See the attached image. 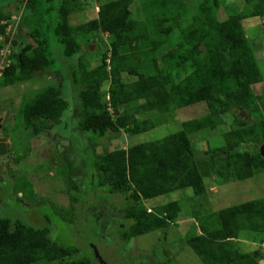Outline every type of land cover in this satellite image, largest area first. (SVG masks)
Instances as JSON below:
<instances>
[{
    "label": "trees",
    "instance_id": "16d2710c",
    "mask_svg": "<svg viewBox=\"0 0 264 264\" xmlns=\"http://www.w3.org/2000/svg\"><path fill=\"white\" fill-rule=\"evenodd\" d=\"M224 1L192 2L191 8L185 0H142L134 12L135 0H102L94 17L78 25L69 22L71 13L81 9L76 0L25 3L31 13L23 16L21 26L33 24L30 35L34 41L20 42L18 50L13 47L1 70L2 84L12 85L51 71L56 59L50 46L53 42L61 45L67 64L56 70L61 74L58 82L26 102L23 117L36 135L59 124L70 107L62 89L70 79L78 107V121L72 127L104 147L97 153L89 146L85 150L92 153L85 154L75 144L74 150L89 161L86 178L93 183L97 198L93 207L86 201L88 212L81 208L87 212V222L92 217L99 228V213L104 212L106 218L112 215L109 210H99L97 202L103 199L109 205L114 198L112 201L124 206V220H109L108 232L115 225L123 240L154 230L164 232L178 219L182 210L179 201L149 209L145 200L184 188L203 195L207 176L243 180L264 170V92L255 90L264 76L243 23L248 17H264V0H243L247 11L234 5L232 13L221 19L218 8ZM11 22L12 13L0 11V38L7 36ZM89 33L109 37L107 50L95 66H88L80 54L83 45L78 36ZM5 44L1 41L0 53ZM197 103L206 104V113L183 121L177 132L128 147L107 144L125 132L132 136L155 128L160 120L154 112L172 113ZM228 114L233 122L222 132L224 144L209 147L207 156L198 158L190 135L218 129L226 124L224 115ZM254 144H261L260 149H251ZM70 201L78 203L79 198ZM75 210L67 222L72 231L63 235L62 241L51 236L48 225L0 218V264H103L100 253H88L78 241V231L73 232ZM56 214L44 215L47 224L56 220L66 223ZM211 216H216L215 223L204 224L187 240L205 264H262L261 248L244 252L238 239L244 230L264 233V197L225 207ZM72 237L78 244L63 243Z\"/></svg>",
    "mask_w": 264,
    "mask_h": 264
},
{
    "label": "rangeland",
    "instance_id": "374dc122",
    "mask_svg": "<svg viewBox=\"0 0 264 264\" xmlns=\"http://www.w3.org/2000/svg\"><path fill=\"white\" fill-rule=\"evenodd\" d=\"M5 1L7 0H0V3L2 2L0 11L12 13V22L8 29L13 28L9 31L12 33L10 36H12L11 39H17L18 44L13 46L11 42L6 43V38L2 37L0 43L4 41L6 44L1 50V57L8 56L13 47L18 50L20 42L25 45L34 41L30 35V28L33 27V24L21 26L23 16L31 13L25 4L27 0H21L19 4L14 1L10 3ZM101 1L76 0L77 4L75 5L81 9L71 13L69 22L73 25L88 22L99 10L97 6ZM141 1L135 0L134 12L141 6ZM144 1L149 3L151 0ZM185 1L193 8L192 2L196 5L202 0ZM234 5L237 10L247 11V5L243 0H225L218 8V16L221 19H226L232 13L231 7ZM148 9L149 5H147ZM188 14L190 13L187 11ZM243 23L264 76V17H248L243 20ZM78 39L83 45V49L80 51V54H83V61H86L88 66H95L107 50L108 35L89 33L79 35ZM61 50L62 47L58 42L55 44L53 42L50 46V51L56 59L55 66L51 71L38 72L29 79L12 85H3L4 78L0 75V137L9 138L10 142L8 153L0 156V218H21L34 226L48 225L52 229L51 236L62 241V236L68 235L72 231L67 222L76 209L74 218H76L77 225L73 232L78 231L80 237L78 241L81 245H85L88 253L91 255L94 252L100 253L103 264H205L188 244V238L197 235L204 224L215 223L216 216L213 218L211 215L220 209L264 197V170L257 171L255 175L243 180L225 181L223 178L207 176L205 177L207 191L203 195L198 196L193 189L184 188L145 200L144 205L149 209L171 200L179 201L182 210L178 219L164 232L163 230H154L136 235L128 240L119 238L115 225L111 226L112 233L108 232L109 226L112 225L109 220L115 223L116 221L122 223L124 220V206L112 201L114 198L109 201L111 206L106 205L103 199L99 203L97 202L99 210L105 209V212L109 210L108 213L112 215L107 219L105 213L100 212L99 228L92 217H89V222H87L88 207L95 205L92 202H96L97 198L94 197V191H92L95 189L93 183L89 184L86 178V172L90 165L85 154H91L92 151L88 150V153L85 149L92 146L94 152L99 153L104 150V147L98 144L97 140L92 139L89 134L75 129V126L73 129L72 126L78 121V107L75 102L76 93L70 79L65 80L62 86L63 93L70 102V107L59 124L54 125L45 133L36 135L31 128L26 126L23 117V108L26 102L43 89L58 82V76L61 74L56 70L64 68V65L67 64V59L64 58ZM73 61L76 63L77 58H73ZM106 86L105 84L104 87L106 88ZM255 90L259 94L263 93L264 81L257 83ZM206 111L205 103H197L178 108L172 113L154 112L156 115L153 116L160 120L155 128L132 136L125 132L121 136L112 137L107 144L110 147L115 145L128 147L141 142L157 140L181 130L183 121L201 116ZM224 119L226 124L220 125L216 130L205 129L190 135L198 158H205L206 150L209 147H218L224 144L225 139L222 132L231 128L233 116L231 114L224 115ZM72 135L74 144L71 141ZM75 144L83 149L84 155L75 151L77 150ZM252 146L251 149L259 150L261 144ZM75 197H78L79 201L72 204L70 200ZM86 201L89 202L88 207ZM81 208H85L87 212ZM53 211H57L56 215L59 218L63 217L66 223L62 220L59 223L56 220L47 224L44 215L51 214ZM78 212H82V215ZM72 238L63 243L66 245L67 243H69L68 245L78 244V241ZM238 243L244 252H252L261 248L264 253V233L244 230L241 232ZM97 249L98 251H96Z\"/></svg>",
    "mask_w": 264,
    "mask_h": 264
},
{
    "label": "water",
    "instance_id": "95a60500",
    "mask_svg": "<svg viewBox=\"0 0 264 264\" xmlns=\"http://www.w3.org/2000/svg\"><path fill=\"white\" fill-rule=\"evenodd\" d=\"M6 43L11 42L13 46L18 44V40L17 39H11V37H6L5 39ZM8 142L7 139L4 137H0V156H4L8 153ZM261 152L264 155V144L261 147ZM262 263L264 262V260H261Z\"/></svg>",
    "mask_w": 264,
    "mask_h": 264
},
{
    "label": "built area",
    "instance_id": "2783aa9c",
    "mask_svg": "<svg viewBox=\"0 0 264 264\" xmlns=\"http://www.w3.org/2000/svg\"><path fill=\"white\" fill-rule=\"evenodd\" d=\"M11 29H13V28H11ZM11 29H9L8 31H10ZM13 33H14V31H13ZM6 57H7V55H6V56L3 55V56L1 57V59H2V64H1V66H0V74H1V70H2V68H3L4 65H5Z\"/></svg>",
    "mask_w": 264,
    "mask_h": 264
},
{
    "label": "crops",
    "instance_id": "0c3cea01",
    "mask_svg": "<svg viewBox=\"0 0 264 264\" xmlns=\"http://www.w3.org/2000/svg\"><path fill=\"white\" fill-rule=\"evenodd\" d=\"M13 1L16 2L17 4H19L21 0H11V1H8V0H7V1H5V2L10 3V2H13ZM0 4H2V2H1ZM0 10H1V9H0ZM6 139H7L8 146H9V143H10V142H9V138H6Z\"/></svg>",
    "mask_w": 264,
    "mask_h": 264
},
{
    "label": "clouds",
    "instance_id": "9594fccd",
    "mask_svg": "<svg viewBox=\"0 0 264 264\" xmlns=\"http://www.w3.org/2000/svg\"><path fill=\"white\" fill-rule=\"evenodd\" d=\"M8 30H9V29H8ZM11 34H12V33L8 31V34H7V36H4V37L6 38V37H8V36H9V37H11V38H12V36H10ZM13 36H14V35H13ZM1 38H2V37H1ZM1 38H0V39H1ZM14 39H15V38H14ZM6 62H7V57H6V61H5V63H6ZM1 64H2V62H1ZM0 66H1V65H0ZM0 75H2V71H1V74H0ZM4 138H5V137H4ZM8 147H9V146H8Z\"/></svg>",
    "mask_w": 264,
    "mask_h": 264
}]
</instances>
